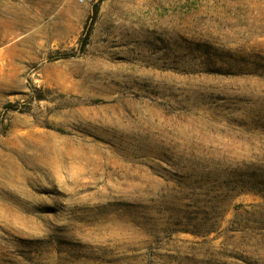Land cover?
Returning a JSON list of instances; mask_svg holds the SVG:
<instances>
[{
  "label": "rangeland",
  "instance_id": "1",
  "mask_svg": "<svg viewBox=\"0 0 264 264\" xmlns=\"http://www.w3.org/2000/svg\"><path fill=\"white\" fill-rule=\"evenodd\" d=\"M0 264H264V0H0Z\"/></svg>",
  "mask_w": 264,
  "mask_h": 264
},
{
  "label": "trees",
  "instance_id": "2",
  "mask_svg": "<svg viewBox=\"0 0 264 264\" xmlns=\"http://www.w3.org/2000/svg\"><path fill=\"white\" fill-rule=\"evenodd\" d=\"M96 7H97L96 5L93 6V8H92V11H93V12H96ZM89 20H90V19H89ZM87 25H88V22H87L86 26H87Z\"/></svg>",
  "mask_w": 264,
  "mask_h": 264
},
{
  "label": "built area",
  "instance_id": "3",
  "mask_svg": "<svg viewBox=\"0 0 264 264\" xmlns=\"http://www.w3.org/2000/svg\"><path fill=\"white\" fill-rule=\"evenodd\" d=\"M81 1H83V0H81Z\"/></svg>",
  "mask_w": 264,
  "mask_h": 264
}]
</instances>
